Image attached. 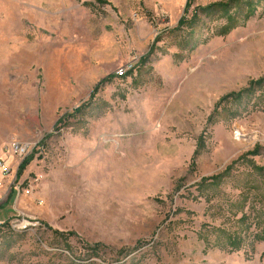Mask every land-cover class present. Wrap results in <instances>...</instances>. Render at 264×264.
<instances>
[{
    "label": "rangeland",
    "instance_id": "1",
    "mask_svg": "<svg viewBox=\"0 0 264 264\" xmlns=\"http://www.w3.org/2000/svg\"><path fill=\"white\" fill-rule=\"evenodd\" d=\"M186 1L0 0V264H264V4Z\"/></svg>",
    "mask_w": 264,
    "mask_h": 264
},
{
    "label": "trees",
    "instance_id": "2",
    "mask_svg": "<svg viewBox=\"0 0 264 264\" xmlns=\"http://www.w3.org/2000/svg\"><path fill=\"white\" fill-rule=\"evenodd\" d=\"M97 2H99L100 4L105 3V0H96ZM194 0H187L184 6V10H183V15L180 18V20L178 21V27H181L189 22L185 21L186 17L189 13V11L191 10L192 12V23H194L195 21L198 20L197 15L199 13H202L204 15H209L212 13H217L219 12L221 17L227 22L225 27L221 28V34H227L230 30L234 29L235 27H237L240 23L238 21V17L243 14V23L246 22L247 20H249L251 17H254L256 14V10L257 8H259L261 5L264 4V0H256V1H252V0H226L225 2H217V3H213V4H209L205 7H194L193 9H191L192 7V3ZM241 5L244 7L241 11H236L235 12V8L238 5ZM234 6V12H232V7ZM257 7V8H256ZM239 23V24H238ZM191 24V23H190ZM100 86L97 85L94 88L93 93H95L98 89V87ZM264 80L263 79H258V80H254L251 81L245 88L239 90L238 92H233L230 93L224 97H222L214 106V114L217 113V109L218 107L222 104V102H232V103H237L238 105H241L243 102H245L246 100L250 99L252 96H254L256 94V92L258 90H263L264 92ZM92 95V94H91ZM257 106V102L254 104V107ZM213 115H211L209 117V122H211ZM203 149V139L202 137H200L197 141V147H196V152L194 154V157L196 158L200 152Z\"/></svg>",
    "mask_w": 264,
    "mask_h": 264
},
{
    "label": "built area",
    "instance_id": "3",
    "mask_svg": "<svg viewBox=\"0 0 264 264\" xmlns=\"http://www.w3.org/2000/svg\"><path fill=\"white\" fill-rule=\"evenodd\" d=\"M134 68V64H129L124 66L122 69H120L119 71L115 72V76L118 79H122V78H126V76L133 71ZM235 134H240V133H235ZM242 138V136L240 135V139ZM9 152H8V151ZM31 147L29 144H22V143H18V142H10L8 144V149H6L5 152H7L9 155H12L14 157H16L19 161H21L24 157H26L28 155V153H30ZM0 174L1 177H8L10 174V168L6 166L5 162L0 161ZM3 188V182L0 180V191ZM27 194V192H26ZM25 224H30L24 221L21 222H15L13 224H11V228L14 229V227H19L20 225H25ZM35 226H38V224L33 223Z\"/></svg>",
    "mask_w": 264,
    "mask_h": 264
},
{
    "label": "crops",
    "instance_id": "4",
    "mask_svg": "<svg viewBox=\"0 0 264 264\" xmlns=\"http://www.w3.org/2000/svg\"><path fill=\"white\" fill-rule=\"evenodd\" d=\"M186 3V2H185ZM185 6V5H184ZM90 148H92V146L90 145L89 148L87 150H89ZM5 152V151H4ZM5 164H7L5 162ZM8 165V164H7ZM0 180L3 182V188L2 190L0 191V195L2 194V191L4 190L5 186H6V183L7 181L9 180V176L8 177H1V174H0Z\"/></svg>",
    "mask_w": 264,
    "mask_h": 264
},
{
    "label": "bare ground",
    "instance_id": "5",
    "mask_svg": "<svg viewBox=\"0 0 264 264\" xmlns=\"http://www.w3.org/2000/svg\"><path fill=\"white\" fill-rule=\"evenodd\" d=\"M30 226V224H25V225H20L19 227H22L23 229H25V228H27V227H29ZM33 226H35L34 224H33ZM34 228V227H33Z\"/></svg>",
    "mask_w": 264,
    "mask_h": 264
}]
</instances>
